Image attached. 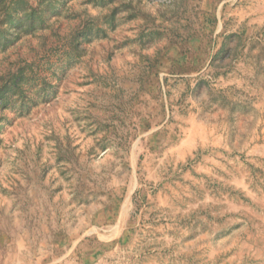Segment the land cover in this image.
I'll list each match as a JSON object with an SVG mask.
<instances>
[{"label": "rangeland", "instance_id": "374dc122", "mask_svg": "<svg viewBox=\"0 0 264 264\" xmlns=\"http://www.w3.org/2000/svg\"><path fill=\"white\" fill-rule=\"evenodd\" d=\"M0 264H264V0H0Z\"/></svg>", "mask_w": 264, "mask_h": 264}]
</instances>
